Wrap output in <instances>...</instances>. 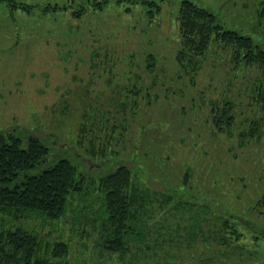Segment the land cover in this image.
I'll return each instance as SVG.
<instances>
[{"label": "rangeland", "instance_id": "rangeland-1", "mask_svg": "<svg viewBox=\"0 0 264 264\" xmlns=\"http://www.w3.org/2000/svg\"><path fill=\"white\" fill-rule=\"evenodd\" d=\"M181 1L0 0V131L48 146L28 173L64 157L86 179L58 220L25 221L67 244L58 262L264 264V75L216 38L180 62ZM191 1L264 50V0ZM121 164L140 207L110 253L100 178Z\"/></svg>", "mask_w": 264, "mask_h": 264}, {"label": "trees", "instance_id": "trees-1", "mask_svg": "<svg viewBox=\"0 0 264 264\" xmlns=\"http://www.w3.org/2000/svg\"><path fill=\"white\" fill-rule=\"evenodd\" d=\"M178 13L182 35L180 62L194 63L216 38L234 45L236 62L257 63L264 75V50L251 36L222 29L214 12L191 0H182ZM48 151V146L32 133L24 138L9 129L0 131V264H63L58 259L68 253L65 242L49 239L52 229L39 232L25 225L27 220H58L68 211L70 197L83 191L86 182L77 165L64 157L38 172L28 173L41 165ZM100 183L104 242L108 252L116 253L124 248L126 237L138 220L140 204L134 199L138 187L132 181L131 170L123 164L102 176ZM232 229L230 237H240L236 228ZM258 234L252 238L264 242V230Z\"/></svg>", "mask_w": 264, "mask_h": 264}]
</instances>
